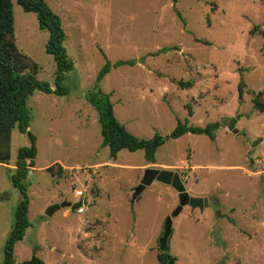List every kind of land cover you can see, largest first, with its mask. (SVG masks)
<instances>
[{"label": "rangeland", "instance_id": "374dc122", "mask_svg": "<svg viewBox=\"0 0 264 264\" xmlns=\"http://www.w3.org/2000/svg\"><path fill=\"white\" fill-rule=\"evenodd\" d=\"M12 2L18 49L38 64L37 77L55 88L49 32L40 29L36 14ZM46 2L62 20L75 69L64 82L68 95L36 91L27 102L38 154L24 181L31 226L16 245L15 264L33 256L46 264H160V238L179 198L155 182L132 204L149 168L179 173L191 196L208 199L204 211L187 206L173 219L169 249L177 264H264V140L252 147L264 138V112L253 102L262 92L264 103V0ZM107 61L129 63L113 67L98 84ZM180 81L194 85L182 89ZM96 85L138 138L168 136L188 121L219 123L216 139H170L159 148L156 166L143 150H122L113 160L102 146L99 113L85 97ZM225 117L239 120L238 134L221 127ZM29 146L28 134L15 127L10 162L0 165V264L22 200L11 174L19 149ZM85 200L83 214L68 208L46 214L53 204Z\"/></svg>", "mask_w": 264, "mask_h": 264}, {"label": "trees", "instance_id": "16d2710c", "mask_svg": "<svg viewBox=\"0 0 264 264\" xmlns=\"http://www.w3.org/2000/svg\"><path fill=\"white\" fill-rule=\"evenodd\" d=\"M173 1L175 4L178 2V0ZM18 4L25 12L36 14L40 29L49 32L50 37L46 52L54 57L57 70L55 88L37 77L38 64L19 51L15 40L13 2L12 0H0V164H9L10 162L11 134L15 127H18L21 133H27L30 140L29 147L19 149L16 169L11 174L13 185L20 191L22 200L17 208L14 224L4 246V264H15L16 245L24 240L26 231L31 226L29 220L30 200L28 188L24 181L31 169L35 167L38 148L37 138L29 130L31 115L27 102L36 91L57 96L68 95L69 89L65 87L64 82L67 74L75 69V63L69 57L65 47L66 34L62 20L48 6L46 0H18ZM257 30L258 28H255L252 34H255ZM262 34L264 35V31ZM204 43L209 44L208 42ZM128 63L119 61L113 65L107 61L97 76V83L100 84L113 67L116 68ZM178 85L182 89H190L194 83L180 81ZM243 88L244 82L242 81L239 85L241 99ZM260 96H263L262 92L254 99V107L264 112V103L259 100ZM85 97L99 113V121L102 127V146L109 148L110 158L113 160L118 159L122 150H128L132 153L143 150L147 163L155 164L159 148L170 139L176 140L189 133L205 135L213 141L216 139L215 131L218 130L219 123H210L206 127H199L190 125L188 121H179L175 130L168 136L156 133L152 139H141L129 132L118 121L110 95L104 93L98 85ZM186 108L189 116L192 117L194 112L191 105H187ZM48 171L51 172L52 167ZM158 259L160 264H177L178 262L177 257L170 253L169 245L167 251H161ZM23 264L46 263L37 256H33L30 260L24 261Z\"/></svg>", "mask_w": 264, "mask_h": 264}, {"label": "water", "instance_id": "95a60500", "mask_svg": "<svg viewBox=\"0 0 264 264\" xmlns=\"http://www.w3.org/2000/svg\"><path fill=\"white\" fill-rule=\"evenodd\" d=\"M237 124L238 119L235 117H225L221 121V127H227L228 130L232 131L234 134L239 133L238 129L236 128ZM263 140L264 138H260L259 140L254 142L252 147H256ZM155 182L172 187L178 193L179 198V205L172 212V214L167 217L164 225V233L163 236L160 238L161 251L165 252L168 249L169 239L172 235L173 219L178 217L182 213L183 209L187 206L191 207L192 209H200L201 211H204V209L208 207V199L203 197L191 196L188 193L186 186L179 173L174 171L149 168L145 170L144 176L140 181V184L134 188L131 203L135 204L136 200L140 197V195ZM81 204V202L71 203L68 201L53 204L48 207L46 214L48 216H52L55 212L63 208H68L71 210V212H75L76 209L80 208Z\"/></svg>", "mask_w": 264, "mask_h": 264}, {"label": "crops", "instance_id": "0c3cea01", "mask_svg": "<svg viewBox=\"0 0 264 264\" xmlns=\"http://www.w3.org/2000/svg\"><path fill=\"white\" fill-rule=\"evenodd\" d=\"M238 123H239V120H238ZM189 134H190V133H189ZM156 162H157V161H156ZM155 164H156V163H155ZM155 164H150V165L156 166ZM0 165H2L3 167L8 166L7 164H0ZM111 165H116V164H111ZM49 168H50V167H48L47 170H48ZM166 168H169V167H166ZM170 168H171V167H170ZM33 169H34V167H33L31 170H33ZM77 192H78V191H76V196H77L78 198L84 196V192H83V191H81V192L83 193V196H79V195L77 194ZM190 194H191V193H190ZM203 195H204V194L199 195V196L204 197ZM79 202H81V203H85L86 200H85V202H83V201H79ZM79 202H77V203H79ZM86 203H87V202H86ZM75 212L78 213V212H77V209L75 210ZM84 213H85V212H84ZM78 214H79V213H78Z\"/></svg>", "mask_w": 264, "mask_h": 264}, {"label": "built area", "instance_id": "2783aa9c", "mask_svg": "<svg viewBox=\"0 0 264 264\" xmlns=\"http://www.w3.org/2000/svg\"><path fill=\"white\" fill-rule=\"evenodd\" d=\"M77 194H78L79 196H83V193H82L81 191H78ZM86 205H87L86 202H85V203H82V204H81L82 207H81V208H78V209H77V212H78L79 214H83V213L85 212Z\"/></svg>", "mask_w": 264, "mask_h": 264}]
</instances>
